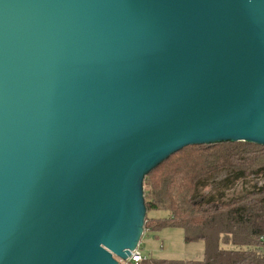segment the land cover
I'll return each mask as SVG.
<instances>
[{"label":"water","instance_id":"1","mask_svg":"<svg viewBox=\"0 0 264 264\" xmlns=\"http://www.w3.org/2000/svg\"><path fill=\"white\" fill-rule=\"evenodd\" d=\"M264 145V0H0V264H120L146 176Z\"/></svg>","mask_w":264,"mask_h":264},{"label":"trees","instance_id":"2","mask_svg":"<svg viewBox=\"0 0 264 264\" xmlns=\"http://www.w3.org/2000/svg\"><path fill=\"white\" fill-rule=\"evenodd\" d=\"M221 173L226 174L221 183L228 188L238 181L264 179V145L244 141L189 145L146 176L145 232L182 227L185 240L203 241L205 251L199 260L145 257L139 264H264L259 243L264 235V184L230 198L204 192ZM159 209L165 216L149 215Z\"/></svg>","mask_w":264,"mask_h":264},{"label":"rangeland","instance_id":"3","mask_svg":"<svg viewBox=\"0 0 264 264\" xmlns=\"http://www.w3.org/2000/svg\"><path fill=\"white\" fill-rule=\"evenodd\" d=\"M225 176V173L218 174L202 190L206 193L224 194V198H230L240 195L244 188H251L256 184H264V179H250L238 181L228 188L221 183ZM149 215L163 217L165 216V211L161 209L153 210ZM224 246L226 248H234L232 244ZM139 249L145 257L170 260H199L203 257L205 243L203 241L188 242L185 240L182 227L171 226L159 230L146 231L141 239Z\"/></svg>","mask_w":264,"mask_h":264},{"label":"built area","instance_id":"4","mask_svg":"<svg viewBox=\"0 0 264 264\" xmlns=\"http://www.w3.org/2000/svg\"><path fill=\"white\" fill-rule=\"evenodd\" d=\"M260 247L264 253V235L260 237ZM144 258L145 256L141 253L138 246L136 250L132 251L131 255L127 260H120V264H139Z\"/></svg>","mask_w":264,"mask_h":264}]
</instances>
